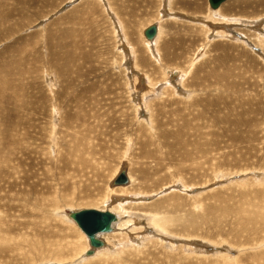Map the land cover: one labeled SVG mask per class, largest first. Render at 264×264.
Listing matches in <instances>:
<instances>
[{
  "label": "rangeland",
  "instance_id": "rangeland-1",
  "mask_svg": "<svg viewBox=\"0 0 264 264\" xmlns=\"http://www.w3.org/2000/svg\"><path fill=\"white\" fill-rule=\"evenodd\" d=\"M216 10L0 0V264H264V0Z\"/></svg>",
  "mask_w": 264,
  "mask_h": 264
},
{
  "label": "water",
  "instance_id": "water-1",
  "mask_svg": "<svg viewBox=\"0 0 264 264\" xmlns=\"http://www.w3.org/2000/svg\"><path fill=\"white\" fill-rule=\"evenodd\" d=\"M225 0H208L211 8H217ZM154 29H148L145 32L147 37L154 34ZM126 176L121 172L116 178L115 183H125ZM71 217L75 220L80 229L88 236L91 245H99V241L95 238V234L99 231H109L110 224L114 220V215L108 211H100L96 209H82L71 213Z\"/></svg>",
  "mask_w": 264,
  "mask_h": 264
},
{
  "label": "bare ground",
  "instance_id": "bare-ground-1",
  "mask_svg": "<svg viewBox=\"0 0 264 264\" xmlns=\"http://www.w3.org/2000/svg\"><path fill=\"white\" fill-rule=\"evenodd\" d=\"M226 1V0H225ZM225 1H223V2H225ZM222 2V3H223ZM221 3V4H222ZM207 4H208V7H209V9H211V11H213V12H216L217 10L216 9H218L219 8V6L221 5H219L217 8H211L210 7V5H209V3H208V0H207ZM151 28H153L154 29V31H155V27H149V28H147L146 30H148V29H151ZM146 30H145V32H146ZM68 32V31H67ZM145 32H144V34H145ZM154 34H155V32H154ZM154 34L152 35V36H150V37H147L146 35V37L148 38V39H150L151 37H153L154 36ZM55 49L57 48V51H56V53H61L64 57H67V56H69V52H68V48H64V46H61V47H59L57 44L55 45V47H54ZM72 58H74V56H72ZM71 58V59H72ZM66 65V71H67V67H69V65L68 64H65ZM68 69H70V68H68ZM71 71V70H70ZM69 79V78H68ZM67 79V80H68ZM3 85V84H2ZM0 91H1V89H0ZM80 92V91H79ZM78 92V93H79ZM76 94V93H75ZM81 95V94H80ZM4 96V95H3ZM76 97V96H75ZM70 99V98H69ZM71 99H72V101L74 100V97H71ZM6 137V136H5ZM1 140H3V141H1ZM0 142H2L3 144H5L6 142H5V139H0ZM5 142V143H4ZM2 143H0V147H1V149H3V148H6V146L5 145H3ZM7 144V143H6ZM74 156V155H73ZM75 159H77V158H75ZM74 161H76V160H74ZM71 163V162H70ZM121 172H123L124 174H125V176H126V182L125 183H115V178L121 173ZM127 165L126 164H123V165H121L120 167H119V170L116 172V174H115V176L113 177V179L110 181V187L112 188V187H119V186H126V185H128L129 184V180L130 179H128L129 177H127ZM87 209V208H86ZM89 209V208H88ZM90 209H93V208H90ZM80 210H82V209H80ZM79 210V211H80ZM97 210V209H96ZM101 210V209H100ZM101 211H108V212H110V213H112L113 215H114V220L111 222V224H110V230L109 231H99V232H97L94 236H95V238L99 241V245H91L90 244V242H89V238H88V236L80 229V227L77 225V223L75 222V220L71 217V213H73V212H71L70 214H69V218L71 219V221L73 222V223H75V225L85 234V236L87 237L86 239H88L87 241H88V244H89V246L91 247V249L92 250H89V251H87V255H90V254H92V251L94 250V249H96L97 247H101V246H103V241L99 238V236L97 237V235L98 234H100L101 235V233H107V232H110V231H112V227H113V224L115 223V222H117L118 220H117V217H116V215H115V213H113V212H111V211H109V210H101ZM74 212H77V211H74ZM118 216V215H117ZM183 218V217H182ZM181 218V219H182ZM186 218H188V217H186ZM180 219V218H179ZM154 220H156V221H154L155 222V224L157 223L159 226H161V224L159 223V221H158V219H154ZM187 220V219H186ZM158 221V222H157ZM178 222V221H177ZM180 222V221H179ZM163 225V224H162ZM115 228V227H114ZM181 228V227H180ZM186 229V228H185ZM193 230V229H192ZM182 231V230H181ZM2 239V238H1ZM0 239V240H1ZM16 239V238H15ZM14 239V240H15ZM23 240L25 241V243L27 242V240H25L24 238H23ZM29 241V240H28ZM21 242V241H20ZM12 244V243H11ZM17 245V244H16ZM20 247V246H19ZM24 247V246H23ZM24 248H26V247H24ZM3 249V248H2ZM97 249H99V248H97ZM85 255V254H84ZM5 259V258H4Z\"/></svg>",
  "mask_w": 264,
  "mask_h": 264
}]
</instances>
